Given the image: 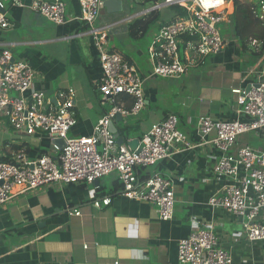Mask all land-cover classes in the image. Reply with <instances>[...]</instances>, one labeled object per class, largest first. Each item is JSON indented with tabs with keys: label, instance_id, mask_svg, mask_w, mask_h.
I'll use <instances>...</instances> for the list:
<instances>
[{
	"label": "crops",
	"instance_id": "obj_1",
	"mask_svg": "<svg viewBox=\"0 0 264 264\" xmlns=\"http://www.w3.org/2000/svg\"><path fill=\"white\" fill-rule=\"evenodd\" d=\"M39 1L18 0V4L4 0L14 27L0 30V48L9 47L15 60L32 67L36 74L35 90L43 91L48 98L62 91L73 93L77 124L68 135L87 137L97 121L113 108L98 96L96 86L101 76L98 51L87 34L88 28L74 20L80 13L77 0H62L69 17L63 25L37 14L32 6ZM135 1L121 0V10L115 12L104 8L95 27L105 28L108 49L145 77V107L136 115L123 116V121L116 124L121 135L126 140H140L153 125L173 114L187 137L190 148L139 171L141 175L157 172L172 179L173 218L161 221L156 205L123 197L121 183L114 173L99 179L97 185L59 183L22 193L14 188L12 199L0 205V264H180L179 240L209 226L218 238L219 247L232 256L233 264H264V241L249 243L239 220L207 205L208 198L220 189L224 180L214 173L217 163L214 148L205 144L196 147L203 142L195 128L201 116L216 121L246 119L231 91L258 79L264 81V53L253 54L259 49H253L257 46L252 42L243 50L235 36L227 40L224 35L223 50L207 57L202 67L193 69L195 73L188 72L177 83L170 78L153 77L143 62L138 65L134 60V54L140 57L142 52L129 45L133 42L130 39L138 40L147 32L131 37L129 25L149 15L154 8L145 14L143 9L125 15L127 8L137 5ZM241 2L253 5L255 0ZM230 11L231 7L224 25L233 27ZM156 30L150 35V44ZM132 102L131 97L124 95L116 100L117 106L125 110ZM246 146L264 152V130L240 135L235 149ZM52 148L53 141L45 134L26 135L12 129L6 121L0 122V158L14 160L23 153L33 160L52 153ZM105 196L110 197V205L95 209L92 201ZM73 210H79L81 215H71ZM259 219L264 224V211Z\"/></svg>",
	"mask_w": 264,
	"mask_h": 264
},
{
	"label": "built area",
	"instance_id": "obj_2",
	"mask_svg": "<svg viewBox=\"0 0 264 264\" xmlns=\"http://www.w3.org/2000/svg\"><path fill=\"white\" fill-rule=\"evenodd\" d=\"M233 1L212 0L213 6L209 7L204 6L205 0H164L163 4H156L177 5L185 9V15L163 23L152 39L148 48L150 75L178 79L205 57L219 54L225 45L219 26L227 21ZM13 2L19 4L18 0ZM77 3L80 13L74 20L88 28L87 34L99 54L98 93L101 101L111 103L113 108L97 121L91 135L69 137L77 124L73 93L62 91L48 98L43 91L35 90L36 74L32 67L15 60L9 47L0 48V120L26 135L41 133L52 141H64L61 149L53 145L52 153L33 160L20 153L14 160L0 161V205L12 199L14 188L22 193L50 184L93 185L114 173L121 183L123 197L156 205L159 219L170 221L175 207L172 179L157 172L141 175L139 171L190 148L187 137L178 128V118L168 114L142 136L134 150L116 143L109 125L117 113L122 117L136 115L145 107V77L130 62L112 53L107 47V31L95 27L104 1L77 0ZM253 6V14L264 21V0H255ZM6 8L4 0H0L3 31L14 27ZM32 9L56 25L65 24L69 18L62 0H40ZM252 45L257 43L253 41ZM231 93L246 119L216 121L201 116L195 128L203 143L196 147L205 144L214 148L217 152L214 173L224 180L220 189L208 198L207 205L239 220L245 239L255 243L264 241V224L259 219L264 211V152L235 146L240 135L264 130V81L258 79ZM121 95L133 99L128 110L117 106L116 100ZM110 203V197L105 196L94 199L92 206L101 209ZM70 214L80 216L81 212L73 210ZM177 259L180 264H233L230 253L219 247L212 226L180 239Z\"/></svg>",
	"mask_w": 264,
	"mask_h": 264
},
{
	"label": "trees",
	"instance_id": "obj_3",
	"mask_svg": "<svg viewBox=\"0 0 264 264\" xmlns=\"http://www.w3.org/2000/svg\"><path fill=\"white\" fill-rule=\"evenodd\" d=\"M163 1L164 0H144L143 2L145 4L156 5ZM252 7L254 8L255 6L235 0L231 6L230 18L234 36L239 40L242 49L247 50L248 44L250 45L251 42L255 41L257 47H253V49L258 48L259 51L254 52L253 54L258 56L264 53V22L253 14ZM170 8L175 10L176 15H183L185 13V9L177 5H172ZM158 20L159 14L155 11H152L149 15L134 20L129 25V35L136 38L139 33H146L149 27L155 24ZM18 149L19 148L15 151ZM0 161L7 162L9 160L7 158H0Z\"/></svg>",
	"mask_w": 264,
	"mask_h": 264
},
{
	"label": "rangeland",
	"instance_id": "obj_4",
	"mask_svg": "<svg viewBox=\"0 0 264 264\" xmlns=\"http://www.w3.org/2000/svg\"><path fill=\"white\" fill-rule=\"evenodd\" d=\"M131 2V1H130ZM132 3V2H131ZM135 3L137 5H135V7L133 9H128L125 11V15H130L132 14L134 11H140L143 10L144 12H142V14H145L148 10H152L154 8L153 11H158V14H159V20L151 25L147 31V33L145 34V36H143L142 38L138 39V40H135V39H130L131 41H133L132 43H130L129 45L131 46H134L136 49H138L139 51L142 52V55L140 57H137L135 54H134V60L136 61V63L138 65L143 64L145 66H147V68L149 69V72L151 71V65L149 64L148 62V46L150 45V42L149 41V38H150V35L152 34V32L154 30H156V32L159 30L160 28V25L163 24V23H166L168 22L169 19H173V17L176 15V12L175 10H173L172 8L170 7H164V6H160V7H157V5H151V4H144L143 3V0H136ZM159 5L163 4V3H158ZM190 4H194V1H192ZM163 7V8H161ZM161 8V9H160ZM159 9V10H158ZM140 12H137V13H140ZM141 14V15H142ZM170 21V20H169ZM158 23V24H157ZM157 27V28H156ZM220 29H221V34L222 36L226 35V38L227 40H232L234 35H233V27L231 26H226L224 24L220 25L219 26ZM155 32V33H156ZM108 34V33H107ZM224 38V37H223ZM152 39V38H151ZM151 41V40H150ZM127 42V41H126ZM122 51V50H121ZM123 52V51H122ZM125 53V52H123ZM211 56V55H210ZM210 56H207V57H210ZM213 56V55H212ZM205 57L203 59L202 62L199 63L198 66H194V67H190L188 72L190 73H195V69L198 68V67H202L204 65V61L205 59L207 58ZM140 63V64H139ZM194 69V70H193ZM187 72V73H188ZM158 78V77H157ZM181 79V78H180ZM176 80L174 83H177L179 81V79H173V81ZM171 81V80H170ZM99 96V99H101V96L100 94H98ZM0 122H5V120H2ZM179 128V126H178Z\"/></svg>",
	"mask_w": 264,
	"mask_h": 264
},
{
	"label": "water",
	"instance_id": "obj_5",
	"mask_svg": "<svg viewBox=\"0 0 264 264\" xmlns=\"http://www.w3.org/2000/svg\"><path fill=\"white\" fill-rule=\"evenodd\" d=\"M104 1V8L106 11L109 12H115L121 10V0H103ZM123 121V117L120 115V113H117L112 120V122L109 125V129L112 132L116 143L119 145H126L128 146L129 149L134 150L138 143L139 140L137 139H132V140H126L125 136L118 131L116 124L120 123ZM53 145H56L58 149H61L64 146V141L61 139L53 140ZM98 182H95L94 185H97Z\"/></svg>",
	"mask_w": 264,
	"mask_h": 264
},
{
	"label": "clouds",
	"instance_id": "obj_6",
	"mask_svg": "<svg viewBox=\"0 0 264 264\" xmlns=\"http://www.w3.org/2000/svg\"><path fill=\"white\" fill-rule=\"evenodd\" d=\"M205 7L213 6L212 0H205Z\"/></svg>",
	"mask_w": 264,
	"mask_h": 264
}]
</instances>
